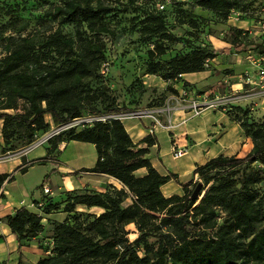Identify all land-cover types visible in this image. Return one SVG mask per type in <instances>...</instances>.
<instances>
[{
  "label": "trees",
  "instance_id": "16d2710c",
  "mask_svg": "<svg viewBox=\"0 0 264 264\" xmlns=\"http://www.w3.org/2000/svg\"><path fill=\"white\" fill-rule=\"evenodd\" d=\"M123 1L51 2L40 19L52 25L42 31L34 27L25 33L21 26L18 35L5 37V51L0 55L3 151L25 146L35 140L39 131L47 130L50 121L46 114L65 123L79 119L85 112L106 116L129 109L126 104H117L115 97L101 87L92 89L88 80L99 75L107 62L105 38L117 32L112 19L129 3H135ZM195 5L222 20H227L234 9L247 11L254 7L246 0H196ZM166 8L164 3L158 11H146L138 27L141 36L153 43L148 49L150 58L158 57L150 62L149 71L173 81L182 79L186 72L207 69L208 60L218 54L208 39L185 52L160 58L167 53L169 42L179 40L168 28ZM182 12L186 13L183 22L199 25L198 19L187 14L191 11ZM196 17L204 20L207 16ZM11 18L13 24H18L20 15ZM65 24H73L75 33L66 31ZM228 30L230 38L225 40L232 44L230 51L242 52L255 44L264 53V38L255 40L234 25ZM102 94L105 105L99 109L91 103ZM233 119L252 138L253 147L245 156L221 153L197 165L194 174L213 180L200 199L205 186L195 197V188L186 193H164L162 185L177 174L158 170L147 155L154 138L147 135L142 139L147 145L139 146L121 118H95L81 127L76 124L61 129L48 139L49 154L58 153L63 141L93 142L98 158L83 170L109 174L122 186L111 185L104 191L88 187L66 190L61 201L52 202V196L37 199L33 206L40 211L23 204L5 215L4 221L20 246L37 239L40 247L50 250L35 264H264V167L252 170L243 166L257 159L264 163V121L248 122L237 115ZM28 166L20 169L24 172ZM141 167L147 170L138 174L136 170ZM11 179V172H0V196L2 187ZM192 182L193 178L181 184L187 188ZM128 198L130 201L125 203ZM78 204L101 206L103 211L79 210ZM52 209L67 215L62 220L52 219L50 231L41 235L43 217ZM131 222L139 230L133 240L126 227ZM152 234L157 237L155 244L149 241ZM0 264L6 263L0 260Z\"/></svg>",
  "mask_w": 264,
  "mask_h": 264
},
{
  "label": "rangeland",
  "instance_id": "374dc122",
  "mask_svg": "<svg viewBox=\"0 0 264 264\" xmlns=\"http://www.w3.org/2000/svg\"><path fill=\"white\" fill-rule=\"evenodd\" d=\"M57 1L0 0V55L5 51V37L9 34L18 35V30L21 26L24 27L23 33H25L34 27L35 29L40 28L42 31L52 25V22L46 19H40V16L44 14L51 2ZM195 1L135 0V3H129L124 11L119 12L116 19H112V24L117 32L114 37L109 36L105 38L107 62H104L101 66L99 75L88 78L90 87L92 89L101 87V89L105 90V93H110L111 96L115 97L117 104H126L129 107L128 110L121 112L123 114L130 113L134 117H173V114L177 110L185 112L187 114L185 117H195L209 108H215L217 112L219 110L226 111L232 118L234 115H237L248 122L264 121V93H255L251 85L243 80L242 75L246 68V65H244L246 60H244V56L240 51L229 53L231 58L225 54L224 58L219 60V63L230 64V66L218 68L213 73V78H208L199 86L193 83L188 84L184 81L178 83L179 80H167L159 74L149 71L150 62L156 61L158 57L150 58L148 49L153 46V43L152 41L145 40L141 36L138 27L146 11H158L161 3H165L167 7V10L164 11L167 15L166 19L169 30L179 36V40L169 42L168 51L166 54L160 56L161 59L169 58L170 55L178 52H185L191 45H197L208 38L210 39L211 36H216L217 38L222 37L223 39L230 38L228 28L231 24L227 20L220 19L214 12L203 11L199 6L195 5ZM246 2L247 4L253 3V9L249 8L243 14L237 13L235 10L234 12L238 16L245 18L260 15V6L264 5V0H246ZM117 5L120 6V4ZM11 9H15L16 12L11 13ZM182 9L191 11L192 13L187 14L199 20L197 27L191 26L189 22H183V16L186 13L182 12ZM194 11L198 15L204 14L207 17L204 20H200L196 17L197 14ZM16 15H20V18L17 19L18 24H13L14 21L11 20V17ZM56 25L57 23H54V26ZM250 27L254 29L253 34H251L253 39L259 40L261 38L260 26L254 23ZM64 29L72 34L75 33L73 24H65ZM210 60L207 64L208 68L211 67ZM233 83H240V85H233ZM91 104L102 109L105 105V96L102 94L99 100H94ZM8 110L15 111L14 109ZM19 111L22 110L19 109ZM96 116V114L85 112V115L77 119L74 125L77 124L78 127H81L83 122L92 121V118ZM46 119L50 121V127L45 131H39L37 133L35 138L37 146L34 148L28 150L27 146L29 143L14 150L3 151L0 146V169L10 167V172L14 174L20 165H30L33 161L36 162L25 176L21 179L16 178V182H12L16 187L17 185L23 186V189L28 195L32 192L36 194L41 192L39 183L45 178L47 172L52 170L53 162H56L48 160L54 156H49L48 152L38 158L29 159L30 155H38L41 154L40 152L45 151V147L49 143V136L67 123L56 122L51 114H46ZM237 122L239 121L237 120ZM2 125L3 119H0V136L3 142ZM244 134H246L245 130L240 123V141L236 143V148L233 152L234 155L245 156L250 151L248 150V141L244 137ZM18 162L19 164H17ZM9 163L10 165L7 166ZM245 165L252 170L264 167V163L259 159L253 162H246L243 166ZM51 179L53 182L56 180L53 175ZM172 181L173 184H169L164 189L167 194L171 190L186 193L189 189H194L198 182H202V186H205V189L202 191L199 199L213 182V180L207 181L206 177L198 174L187 188L179 186L174 180ZM108 185L114 184L108 183ZM119 185L122 186V183L115 186L121 187ZM88 188L96 189L95 187ZM51 189L57 191L53 187ZM57 192L61 198L64 197L63 190H58ZM129 201L130 199L128 198L125 203ZM60 218L64 219L65 217ZM126 227L130 231L128 236L133 240L139 234L136 223H128ZM48 231H50V228ZM149 241L155 244L157 241L156 235H149ZM32 242L33 244H38L37 239H34ZM23 264L33 263L26 262L25 260Z\"/></svg>",
  "mask_w": 264,
  "mask_h": 264
},
{
  "label": "crops",
  "instance_id": "0c3cea01",
  "mask_svg": "<svg viewBox=\"0 0 264 264\" xmlns=\"http://www.w3.org/2000/svg\"><path fill=\"white\" fill-rule=\"evenodd\" d=\"M201 9L208 11L203 8ZM235 10L237 13H240V10L234 9L227 19L229 24L242 29H247L253 25V19L251 17L242 18L234 12ZM208 40L218 51V54L210 60L211 67L205 70L186 72L182 75V79L178 83L187 80L199 86L208 78H213V73L218 68L230 66V64L219 63V60L224 58L225 54L231 58L229 53H235L229 49L232 45L231 42L222 37L217 38L216 36H211ZM244 65H247L246 61ZM233 85H240V83H233ZM185 116H187L185 112L177 110L173 114V117L140 118L130 116L122 118L134 142L139 146L147 145L145 141H142L147 135H151L154 138V142L149 145V151L147 153L153 165L162 173L174 172L177 174L176 178H172L162 185L163 191L166 186L173 184L172 180L179 186H182L181 183L192 178L194 179L197 176V174H194V169L197 165L205 163L211 157L221 153L233 154L236 143L240 141V123L230 117L226 111L219 110L217 112L215 108H209L195 117ZM244 137L248 141V150H251L253 147L252 138L246 134H244ZM174 145L185 147L187 152L183 156L175 158L172 154ZM48 146L49 143L46 145L45 151L40 152L41 154L38 155L31 154L29 159L38 158L47 154ZM60 149L56 154L48 153L49 156L54 155L48 160L56 162H53L52 170L47 172L45 178L39 183V185L43 183L39 194L32 192L28 195L23 189V186L17 185L16 187L12 183L14 181L16 182V178L21 179L25 176L35 163L29 165L24 172L20 169L23 165H20L17 171L14 172L13 179L6 181L2 187L1 192L3 194L0 196V260L6 264H23L25 260L26 262L29 261L35 264L41 257L50 253V250L40 247L39 244H33V242L20 246L16 235L12 232L8 223L4 221L5 215L12 213L17 207L23 204L30 205L33 201L43 199L46 196H52V202L61 201L66 196L64 194L66 190L95 187L98 190L104 191L111 186L108 183H113L114 185L121 184L117 178L109 174L83 170L84 167H91L96 163L98 152L95 143L82 140L63 141L60 144ZM9 165L10 163L7 166ZM146 170L145 167H141L136 172L143 174ZM10 171V167L0 169V172ZM52 175L56 179L55 182L51 179ZM187 178L189 179L187 180ZM9 184L11 185L9 186ZM46 185L50 188L57 189V191L63 190L64 197L61 198L58 192L53 191V189L52 193L48 195L43 189ZM56 193L57 195H55ZM173 193L181 192L171 190L169 194H165L171 195ZM30 208L40 211L38 207L33 205ZM77 208L95 213L103 211V208L97 205L89 207L85 204H78ZM65 213V211L55 209L45 213L43 217L44 231L41 235L48 233L51 226V220L49 219L57 218L62 220L63 218L60 217H65ZM47 238L49 239L50 237Z\"/></svg>",
  "mask_w": 264,
  "mask_h": 264
},
{
  "label": "built area",
  "instance_id": "2783aa9c",
  "mask_svg": "<svg viewBox=\"0 0 264 264\" xmlns=\"http://www.w3.org/2000/svg\"><path fill=\"white\" fill-rule=\"evenodd\" d=\"M159 7L163 8L164 3H161L159 5ZM244 12H245L244 10H240V14H243ZM259 13H260V15L253 16L251 18L253 19V24L256 23L258 26H260L259 27L260 36L262 38H264V5L259 10ZM244 30H245V32H248L249 34H253V32H254V29L251 27L244 29ZM241 53L244 56V59L247 61L246 68L243 71V75H242L243 80L246 83L251 85V87H252V89H254L253 91H255V93H264V53L259 52L257 50L255 44L248 45L247 49L242 51ZM207 64H208V62H207ZM130 116H134V115H132L130 113H124L123 114L122 112H119V113H113V114L106 115V116H96V117H93L92 119H95V118L106 119L107 117H119L122 119L123 117H130ZM76 120L77 119L68 121L65 124V126H63V127L67 128L70 125H74ZM63 127L54 131L49 137L56 134L61 129H64ZM36 143L37 142L35 140H33L32 143H30L27 146V149L29 150V149L34 148L35 146H37ZM186 152H187V149L183 146H178V145L173 146L172 154L175 158L183 156ZM43 189L46 193H52V189L47 185L44 186ZM34 204L35 203L32 202L30 205H34ZM39 204L41 205L42 202H40Z\"/></svg>",
  "mask_w": 264,
  "mask_h": 264
},
{
  "label": "water",
  "instance_id": "95a60500",
  "mask_svg": "<svg viewBox=\"0 0 264 264\" xmlns=\"http://www.w3.org/2000/svg\"><path fill=\"white\" fill-rule=\"evenodd\" d=\"M201 186H202V183L201 182H199L198 184H197V186L195 187V189H194V191H193V196L195 197L196 195H198L199 194V192H200V190H201ZM204 195V193L202 194V196ZM201 196V197H202Z\"/></svg>",
  "mask_w": 264,
  "mask_h": 264
}]
</instances>
